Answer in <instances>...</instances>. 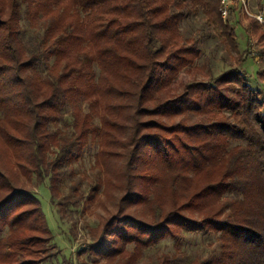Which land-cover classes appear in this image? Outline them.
<instances>
[{"label": "trees", "instance_id": "16d2710c", "mask_svg": "<svg viewBox=\"0 0 264 264\" xmlns=\"http://www.w3.org/2000/svg\"><path fill=\"white\" fill-rule=\"evenodd\" d=\"M224 7L0 0V264H60L46 181L78 244L91 205L112 213L85 224L93 264H264V70L252 85ZM198 15L232 61L219 75L182 32Z\"/></svg>", "mask_w": 264, "mask_h": 264}, {"label": "rangeland", "instance_id": "374dc122", "mask_svg": "<svg viewBox=\"0 0 264 264\" xmlns=\"http://www.w3.org/2000/svg\"><path fill=\"white\" fill-rule=\"evenodd\" d=\"M242 2H237L236 0H226L225 6L229 10L228 18L237 27L238 38L241 44L242 50L250 49L252 51L251 56L248 57L244 64V69L247 71L249 80L252 85H257L258 72L264 70V22L259 21L263 24L262 28L248 30L247 26H251L253 19H258L259 14H263L264 18V0H241ZM231 7H236L233 12L230 10ZM204 33L203 42L201 48L203 50V55L198 60V64L207 65L214 75H219L223 71L231 67V59L225 54L223 45L220 43L218 37L208 31V29L203 28V20L200 15L186 19L182 23V32L185 36H191ZM208 67L206 70L208 71ZM207 77L203 73H188L183 72L179 76L180 82H190L194 79H206ZM92 152H96V148H92ZM93 163L92 159L87 156L85 160V165L88 167ZM36 194L42 201L43 210L47 216L48 224L52 229L55 242L61 250V254L58 258V263L64 264H93L88 253L79 257L77 255V249L79 247L85 250L90 247L88 231L85 228V224L95 226L110 217L111 214L107 212V209L98 204L91 205L82 215L80 229H79V244L72 241L69 235V230L66 226L62 225L59 221L58 211L56 206L51 201V190L50 183L46 181L38 187H36ZM111 212H115V209L108 206ZM192 235H190V238ZM198 241L204 240V238H198ZM206 244L211 243L210 239H205ZM88 243V244H87ZM169 244V243H168ZM197 246H193L191 249H195ZM157 257L161 256L164 252L168 250H173L172 244L166 246V241L160 243L159 247L156 249ZM104 260L100 261L99 264H103Z\"/></svg>", "mask_w": 264, "mask_h": 264}, {"label": "built area", "instance_id": "2783aa9c", "mask_svg": "<svg viewBox=\"0 0 264 264\" xmlns=\"http://www.w3.org/2000/svg\"><path fill=\"white\" fill-rule=\"evenodd\" d=\"M225 1H226V0H224V2H225ZM222 10H223L224 16L227 17V15H228V8L225 6ZM257 17H258V19H259L261 22H264L263 14H259Z\"/></svg>", "mask_w": 264, "mask_h": 264}]
</instances>
